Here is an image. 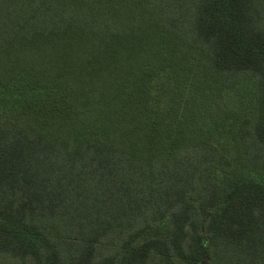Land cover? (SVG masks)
Here are the masks:
<instances>
[{
	"label": "trees",
	"instance_id": "trees-1",
	"mask_svg": "<svg viewBox=\"0 0 264 264\" xmlns=\"http://www.w3.org/2000/svg\"><path fill=\"white\" fill-rule=\"evenodd\" d=\"M0 264H264V0H0Z\"/></svg>",
	"mask_w": 264,
	"mask_h": 264
},
{
	"label": "rangeland",
	"instance_id": "rangeland-1",
	"mask_svg": "<svg viewBox=\"0 0 264 264\" xmlns=\"http://www.w3.org/2000/svg\"><path fill=\"white\" fill-rule=\"evenodd\" d=\"M239 98L233 92H226L221 98H218V107L210 106L208 111L205 112V107L199 106L198 109L204 112L202 117H198L199 121L204 126L205 130L209 133L212 139L221 140L222 142L229 141V138L225 132V127L223 126L222 115L219 116L215 113L216 108H222L224 110H233L240 104ZM215 120L213 121L212 120ZM225 119V118H224ZM228 120V119H226ZM220 131V132H218Z\"/></svg>",
	"mask_w": 264,
	"mask_h": 264
}]
</instances>
